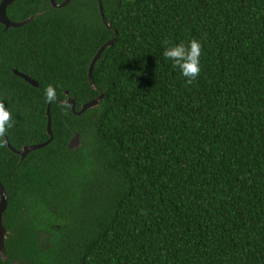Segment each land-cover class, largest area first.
<instances>
[{"label":"trees","instance_id":"obj_1","mask_svg":"<svg viewBox=\"0 0 264 264\" xmlns=\"http://www.w3.org/2000/svg\"><path fill=\"white\" fill-rule=\"evenodd\" d=\"M101 4L111 30L98 0H17L9 20H34L0 25L5 137L16 151L46 142L48 105L53 134L23 160L0 138V264H264V0ZM115 34L94 90L90 63ZM192 39L203 49L189 84L162 54ZM65 91L76 111L104 98L75 116Z\"/></svg>","mask_w":264,"mask_h":264},{"label":"water","instance_id":"obj_2","mask_svg":"<svg viewBox=\"0 0 264 264\" xmlns=\"http://www.w3.org/2000/svg\"><path fill=\"white\" fill-rule=\"evenodd\" d=\"M17 0H1L0 2V25H2L4 27L5 30L9 29V28H21L24 27L28 24H30L33 20H34V16L24 20V21H19V22H13L10 21L9 18L7 17V8L10 7L13 3H15ZM72 0H65L62 3H57L56 0H50V4L53 8H63L67 5H69L71 3ZM98 5H99V13H100V17L102 19V22L104 24V26L108 29L111 30L110 25L108 24L105 16H104V10L102 8V4H101V0H98ZM116 39V34L114 36V38L110 41H108L105 45H103L97 52V54L94 56V58L92 59L89 69H88V81L90 86L92 87V89H96L94 82H93V72H94V68L96 66V64L100 61V58L103 54V52L105 51L106 48H111V46L114 44ZM14 75L19 77L20 79H22L23 81H25L26 83H28L30 86L38 88L39 84L37 81H35L34 79L27 77L21 73H19L17 70L13 71ZM64 95L66 96V101L61 102V104L64 105H69L71 107V111L75 116H81L82 114H84L85 112H87L89 109H94L96 107H98L99 103L103 100L104 95L101 93L99 95V97H97L96 99H94L93 101H90L84 105L81 106L79 111H76V103H75V99L70 98L69 97V91H65ZM46 117H47V125H46V132L47 135L49 137V139L39 145H32V146H24L22 147V149L20 151H16L14 150L11 145L9 144L8 140L6 137H4L5 141H6V146L8 148V150L12 153H14L15 155H17L18 157H20L21 160L25 159L26 156H28L31 152L39 150L44 148L45 146L49 145L52 140H53V134H52V130H51V116H50V109H49V105L47 107V111H46ZM80 147V137L77 133H75V135L73 136V138L69 141L67 148L70 150H76ZM8 207V198L5 192L4 187L2 186V184L0 183V257L3 261H6L7 257L5 254V240H6V236L8 234V231L6 230V228L4 227L3 221H4V214L7 210Z\"/></svg>","mask_w":264,"mask_h":264},{"label":"clouds","instance_id":"obj_3","mask_svg":"<svg viewBox=\"0 0 264 264\" xmlns=\"http://www.w3.org/2000/svg\"><path fill=\"white\" fill-rule=\"evenodd\" d=\"M203 45L200 40L192 39L187 45L177 43L165 47L163 57L165 61L171 62L174 69H178L180 75L186 83L195 81L201 73V56ZM45 100L53 103L57 100V90L54 86L48 85L44 92ZM6 102L0 101V138L8 133L9 129L14 127L12 113Z\"/></svg>","mask_w":264,"mask_h":264},{"label":"flooded vegetation","instance_id":"obj_4","mask_svg":"<svg viewBox=\"0 0 264 264\" xmlns=\"http://www.w3.org/2000/svg\"><path fill=\"white\" fill-rule=\"evenodd\" d=\"M5 30V29H4Z\"/></svg>","mask_w":264,"mask_h":264}]
</instances>
